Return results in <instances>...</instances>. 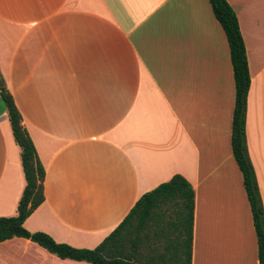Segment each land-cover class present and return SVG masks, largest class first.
Here are the masks:
<instances>
[{"label":"crops","instance_id":"crops-1","mask_svg":"<svg viewBox=\"0 0 264 264\" xmlns=\"http://www.w3.org/2000/svg\"><path fill=\"white\" fill-rule=\"evenodd\" d=\"M227 2L245 45L246 145L264 208V0ZM0 74L45 172L27 230L93 248L178 173L194 190L191 264H259L231 148L229 48L208 0H0ZM24 185L0 97V216L17 213ZM0 264L91 263L13 236Z\"/></svg>","mask_w":264,"mask_h":264},{"label":"trees","instance_id":"trees-1","mask_svg":"<svg viewBox=\"0 0 264 264\" xmlns=\"http://www.w3.org/2000/svg\"><path fill=\"white\" fill-rule=\"evenodd\" d=\"M221 25L229 48L234 80L231 148L241 171L257 239L259 264H264V208L245 135L249 70L245 45L237 16L227 0H208ZM3 100L14 140L20 148L25 185L17 203V213L0 216V241L24 237L60 258L84 260L91 264H191L194 190L181 174H174L143 193L121 223L93 248L56 242L42 231L23 226L27 216L44 199V168L31 137L21 122V114L0 74ZM145 245L146 253L140 251Z\"/></svg>","mask_w":264,"mask_h":264},{"label":"rangeland","instance_id":"rangeland-1","mask_svg":"<svg viewBox=\"0 0 264 264\" xmlns=\"http://www.w3.org/2000/svg\"><path fill=\"white\" fill-rule=\"evenodd\" d=\"M140 251L143 252L144 254L146 253L145 245L140 246Z\"/></svg>","mask_w":264,"mask_h":264},{"label":"water","instance_id":"water-1","mask_svg":"<svg viewBox=\"0 0 264 264\" xmlns=\"http://www.w3.org/2000/svg\"><path fill=\"white\" fill-rule=\"evenodd\" d=\"M2 83H1V80H0V85H1Z\"/></svg>","mask_w":264,"mask_h":264}]
</instances>
